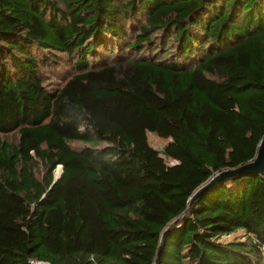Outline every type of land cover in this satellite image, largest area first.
I'll use <instances>...</instances> for the list:
<instances>
[{
  "label": "trees",
  "instance_id": "1",
  "mask_svg": "<svg viewBox=\"0 0 264 264\" xmlns=\"http://www.w3.org/2000/svg\"><path fill=\"white\" fill-rule=\"evenodd\" d=\"M263 137L264 0H0V264H264Z\"/></svg>",
  "mask_w": 264,
  "mask_h": 264
},
{
  "label": "water",
  "instance_id": "2",
  "mask_svg": "<svg viewBox=\"0 0 264 264\" xmlns=\"http://www.w3.org/2000/svg\"><path fill=\"white\" fill-rule=\"evenodd\" d=\"M264 166V137L259 141L258 143V149H257V153L256 156L254 157L253 161L250 163H247L245 165H242L236 169H232V170H224L221 171L217 174H215L214 176H212L205 184H203L201 187H199L198 189L195 190V192L193 193V195L191 196L190 201L192 200V198L197 195L199 192H201L202 190H204L207 186L211 185L213 182L217 181L218 179L222 178L225 175L234 173V172H254V171H261L262 168ZM60 168V166H59ZM61 173V169L58 171V173L53 175V180L52 183L58 179V177L60 176ZM190 203V202H189ZM188 203V205H189Z\"/></svg>",
  "mask_w": 264,
  "mask_h": 264
},
{
  "label": "rangeland",
  "instance_id": "3",
  "mask_svg": "<svg viewBox=\"0 0 264 264\" xmlns=\"http://www.w3.org/2000/svg\"><path fill=\"white\" fill-rule=\"evenodd\" d=\"M50 80L51 81H56L55 78L50 76ZM147 137V141L150 144V146H152L155 149H161V147L166 143L167 139L165 138H160L158 136H156L154 133L152 132H147L146 134ZM168 164L173 163L172 160H165ZM60 170L59 166L55 167L53 170V175L58 173V171ZM240 234V232L235 231L229 235H223L220 237V240L224 241V240H230L233 236H238Z\"/></svg>",
  "mask_w": 264,
  "mask_h": 264
}]
</instances>
